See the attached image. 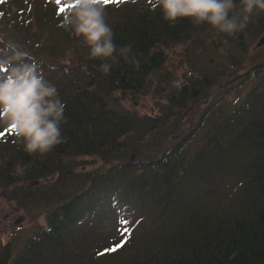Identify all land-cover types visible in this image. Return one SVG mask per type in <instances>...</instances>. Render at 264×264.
Segmentation results:
<instances>
[{"label":"trees","instance_id":"1","mask_svg":"<svg viewBox=\"0 0 264 264\" xmlns=\"http://www.w3.org/2000/svg\"><path fill=\"white\" fill-rule=\"evenodd\" d=\"M105 9L138 68L99 71L58 26L65 0H0V57L26 53L66 105L44 156L0 125V188L45 218L22 247L0 238V264H264V42L252 47L264 13L205 47L194 39L214 29L170 26L148 0ZM182 44L177 71L169 50ZM145 94L146 110L127 102Z\"/></svg>","mask_w":264,"mask_h":264},{"label":"clouds","instance_id":"2","mask_svg":"<svg viewBox=\"0 0 264 264\" xmlns=\"http://www.w3.org/2000/svg\"><path fill=\"white\" fill-rule=\"evenodd\" d=\"M69 10L59 27L87 49V59L100 61L99 71L109 75L121 61L139 67L132 44L117 46L115 33L106 21L108 0H65ZM150 10L159 9L170 26L187 18L195 25L207 24L218 33L234 35L252 17L264 13V0H148ZM26 53L15 51L0 57V125L11 127L22 150L44 156L62 143L61 124L66 105L57 88L42 74L39 64ZM18 172L22 169H17Z\"/></svg>","mask_w":264,"mask_h":264},{"label":"rangeland","instance_id":"3","mask_svg":"<svg viewBox=\"0 0 264 264\" xmlns=\"http://www.w3.org/2000/svg\"><path fill=\"white\" fill-rule=\"evenodd\" d=\"M213 34V37H211ZM220 33L215 30L211 31L206 36L197 35L194 39L196 43L204 44L205 47H208V44L215 39L219 41L222 37L217 36ZM220 37V38H219ZM224 39V38H223ZM255 38L252 42V47L256 46ZM185 45H179L169 50V59L167 61V65L171 67L177 68V71L181 68L187 66L186 59L181 61L179 59V55L184 49ZM219 50L214 51L223 58V44L220 45ZM251 47V48H252ZM129 104H138L140 109H148L150 103H152V98L150 95L145 94L142 98H138L134 101L132 98L127 100ZM92 167V165L88 164V168ZM8 188H0V238L3 243L7 242L11 239V233L15 236V245L16 247H22L23 244L28 240V238L36 232L40 225L45 224L44 218V205L43 204H28L22 207L17 206L14 202L9 201L6 197V192Z\"/></svg>","mask_w":264,"mask_h":264},{"label":"snow or ice","instance_id":"4","mask_svg":"<svg viewBox=\"0 0 264 264\" xmlns=\"http://www.w3.org/2000/svg\"><path fill=\"white\" fill-rule=\"evenodd\" d=\"M108 2H109V0H108ZM57 3H60V0H57ZM64 11V9L62 8L61 9V12H63ZM123 246V244H120V245H117V247H122ZM109 251H116V248H112V249H109Z\"/></svg>","mask_w":264,"mask_h":264},{"label":"water","instance_id":"5","mask_svg":"<svg viewBox=\"0 0 264 264\" xmlns=\"http://www.w3.org/2000/svg\"><path fill=\"white\" fill-rule=\"evenodd\" d=\"M263 41H264V34L259 37V39L257 40L256 44H260Z\"/></svg>","mask_w":264,"mask_h":264}]
</instances>
